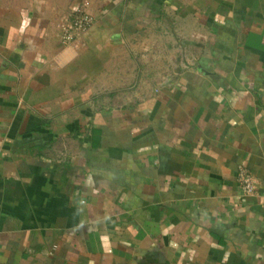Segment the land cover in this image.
<instances>
[{"label": "crops", "instance_id": "1", "mask_svg": "<svg viewBox=\"0 0 264 264\" xmlns=\"http://www.w3.org/2000/svg\"><path fill=\"white\" fill-rule=\"evenodd\" d=\"M0 264H264V0H0Z\"/></svg>", "mask_w": 264, "mask_h": 264}, {"label": "built area", "instance_id": "2", "mask_svg": "<svg viewBox=\"0 0 264 264\" xmlns=\"http://www.w3.org/2000/svg\"><path fill=\"white\" fill-rule=\"evenodd\" d=\"M91 25L92 17L86 9L75 8L68 19L62 21L58 27L62 43L72 44L77 41L89 31ZM237 182L244 196L254 195L258 188L256 179L243 168H239L237 172Z\"/></svg>", "mask_w": 264, "mask_h": 264}, {"label": "rangeland", "instance_id": "3", "mask_svg": "<svg viewBox=\"0 0 264 264\" xmlns=\"http://www.w3.org/2000/svg\"><path fill=\"white\" fill-rule=\"evenodd\" d=\"M59 25H60V23H59ZM59 25H58V27H59ZM81 37L77 41H74L72 44H77L78 42H80ZM60 39H61V37H60Z\"/></svg>", "mask_w": 264, "mask_h": 264}]
</instances>
